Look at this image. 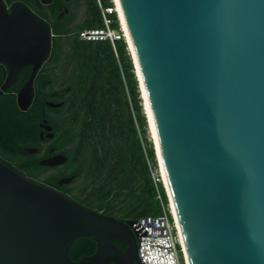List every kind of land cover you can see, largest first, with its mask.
<instances>
[{
    "label": "water",
    "instance_id": "1",
    "mask_svg": "<svg viewBox=\"0 0 264 264\" xmlns=\"http://www.w3.org/2000/svg\"><path fill=\"white\" fill-rule=\"evenodd\" d=\"M116 1L188 264H264V0ZM51 42L48 23L25 3L8 10L0 0L2 91L32 66L22 111ZM136 223L81 206L0 159V264H142ZM80 237L97 251L73 262Z\"/></svg>",
    "mask_w": 264,
    "mask_h": 264
},
{
    "label": "trees",
    "instance_id": "2",
    "mask_svg": "<svg viewBox=\"0 0 264 264\" xmlns=\"http://www.w3.org/2000/svg\"><path fill=\"white\" fill-rule=\"evenodd\" d=\"M20 1L32 9L38 2ZM79 1L87 7L84 22L73 33L53 27L50 49L53 60L77 78L72 82L79 97L75 155L78 162L85 156L87 176L76 203L115 219L158 216L160 202L147 165V160L155 165V155L146 137L138 81L126 44L115 42L116 56L107 40L81 39L79 32L101 26V19L91 3ZM90 10L93 13L87 15ZM80 172L77 170L76 176H81ZM158 192L165 203L161 186Z\"/></svg>",
    "mask_w": 264,
    "mask_h": 264
},
{
    "label": "flooded vegetation",
    "instance_id": "3",
    "mask_svg": "<svg viewBox=\"0 0 264 264\" xmlns=\"http://www.w3.org/2000/svg\"><path fill=\"white\" fill-rule=\"evenodd\" d=\"M2 1L9 10L13 2L20 0ZM80 3L79 0H51L43 4L38 0L34 9H30L48 23L50 30L58 27L73 33L84 22L87 7ZM56 64L49 53L34 76L31 103L22 111L18 106V93L29 78L32 66H24L15 82L2 91L7 68L0 63V159L26 179L79 202L81 186L76 182L81 176L85 180L87 175L85 156L78 162L75 155L79 97L72 82L77 78ZM77 170L81 171V176H76ZM113 244L123 251L119 240ZM96 251L95 241L80 237L70 247L68 257L79 260L93 256Z\"/></svg>",
    "mask_w": 264,
    "mask_h": 264
},
{
    "label": "built area",
    "instance_id": "4",
    "mask_svg": "<svg viewBox=\"0 0 264 264\" xmlns=\"http://www.w3.org/2000/svg\"><path fill=\"white\" fill-rule=\"evenodd\" d=\"M109 3V6H104L101 0H96L101 26L84 28L79 32V37L86 41L107 40L110 42L113 52L117 56L115 42L123 40L126 44V41L121 20L116 10L115 0H109ZM109 15L114 16L110 17ZM114 23H117V27H113ZM126 50L131 59L127 44ZM153 150L155 165H150L148 160L147 165L153 184L156 187L161 213L158 216H146L137 220V230L140 231L137 239V255L142 264H187L181 244L180 230L168 202L169 200L162 182L154 145ZM158 186H161L164 191L166 196L165 203H163L159 195Z\"/></svg>",
    "mask_w": 264,
    "mask_h": 264
},
{
    "label": "bare ground",
    "instance_id": "5",
    "mask_svg": "<svg viewBox=\"0 0 264 264\" xmlns=\"http://www.w3.org/2000/svg\"><path fill=\"white\" fill-rule=\"evenodd\" d=\"M115 5H116V10H117V12L119 14V18L121 20V16H120V12H119L118 5H117V1L116 0H115ZM121 24H122V28L124 30V36H125L126 44L128 46V51L130 52L131 58L133 60V65H134L136 77H137V80H138V83H139V89H140V92H141V95H142V100H143V103H144V110H145V112L147 114V110H146V106H145V102H144V98H143V93H142V89H141V85H140V80H139V76H138V72H137V67H136V64H135V61H134V58H133V54H132V51H131V48H130V45H129V42H128V39H127V36H126V32H125V29H124L122 20H121ZM147 118H148V123H149V129L151 131L152 138L154 140V144L156 146V143H155V139H154V136H153V132H152V128H151V125H150V121H149L148 114H147ZM155 150H156V156H157L156 158H157V161H158V167H159L160 174H161V177H162V182H163L164 188H165L166 193H167V196H168V200H169L168 202H169L171 211H172L174 217L176 218L175 212H174V208H173V205H172V201H171V197H170V194H169L168 186H167L166 179H165V176H164L163 168H162V165H161L160 157H159V154H158L157 146H156ZM180 236H181V233H180ZM181 244H182V247H183V250H184V256H185L186 262L188 264L187 255H186V251H185V247H184V243H183L182 237H181Z\"/></svg>",
    "mask_w": 264,
    "mask_h": 264
},
{
    "label": "rangeland",
    "instance_id": "6",
    "mask_svg": "<svg viewBox=\"0 0 264 264\" xmlns=\"http://www.w3.org/2000/svg\"><path fill=\"white\" fill-rule=\"evenodd\" d=\"M89 3H91L92 5H93V7H94V10L95 11H98L97 10V8H96V0H87ZM101 2H102V4L105 6V5H107V4H109L108 3V0H101ZM93 12L90 10V11H88V13H87V15H91ZM112 16H114V15H112ZM114 27H117L116 25H114ZM133 61V60H132ZM134 69V68H133ZM135 70V69H134ZM138 81V80H137ZM137 84H139V83H137ZM138 86V85H137ZM140 90V89H139ZM138 90V91H139ZM139 93V92H138ZM139 104L141 105V114L145 117V115H146V117H145V119H147V122H146V137H147V140L149 141V143H151V145H152V142H153V145H154V148H156V146H155V144H154V140H153V138H152V134H151V131H150V129H149V123H148V118H147V114H146V112H145V110H144V103H143V100H142V95H141V92H140V94H139ZM147 123H148V125H147ZM152 141V142H151ZM153 145H152V147H153ZM155 152H156V150H155ZM157 157V156H156ZM158 162V161H157ZM78 185H80V186H85L86 185V181L85 180H83L82 178H80L77 182H76ZM83 186V187H84ZM155 215H158V214H155Z\"/></svg>",
    "mask_w": 264,
    "mask_h": 264
}]
</instances>
